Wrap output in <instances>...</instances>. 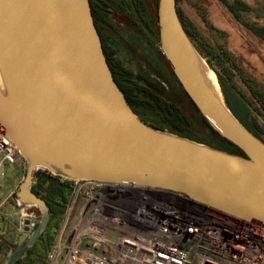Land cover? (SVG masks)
Here are the masks:
<instances>
[{
  "label": "water",
  "instance_id": "95a60500",
  "mask_svg": "<svg viewBox=\"0 0 264 264\" xmlns=\"http://www.w3.org/2000/svg\"><path fill=\"white\" fill-rule=\"evenodd\" d=\"M89 0H0V130L26 173L15 192L39 209L1 262L36 243L50 215L32 190L36 167L66 178L180 191L264 230V141L239 122L205 77L176 0H158L159 43L185 93L233 154L148 125L115 82Z\"/></svg>",
  "mask_w": 264,
  "mask_h": 264
},
{
  "label": "built area",
  "instance_id": "2783aa9c",
  "mask_svg": "<svg viewBox=\"0 0 264 264\" xmlns=\"http://www.w3.org/2000/svg\"><path fill=\"white\" fill-rule=\"evenodd\" d=\"M26 170L24 156L0 130V189L4 166ZM55 175L70 200L44 264H264V230L180 191ZM18 229L39 215L15 198Z\"/></svg>",
  "mask_w": 264,
  "mask_h": 264
},
{
  "label": "rangeland",
  "instance_id": "374dc122",
  "mask_svg": "<svg viewBox=\"0 0 264 264\" xmlns=\"http://www.w3.org/2000/svg\"><path fill=\"white\" fill-rule=\"evenodd\" d=\"M227 1L234 5L238 17L220 0H179L177 6L188 28L196 35L197 44L208 55L204 57L199 51L206 69L215 74L221 96L218 76L244 98L251 118L264 127V107L255 99V95L264 97V40L246 25L264 26V0ZM110 18L112 27L108 32L113 37L116 57L134 73L160 82L191 121L192 133L202 141L215 144L216 139L203 128L198 111L167 69L159 52L160 43L138 32L119 11L111 10ZM147 120L152 122L150 118ZM25 173L26 170L17 164L4 166L0 189V264L28 235L18 229L19 208L15 204V192ZM31 209L37 213V207ZM21 264L36 263L26 261Z\"/></svg>",
  "mask_w": 264,
  "mask_h": 264
},
{
  "label": "trees",
  "instance_id": "16d2710c",
  "mask_svg": "<svg viewBox=\"0 0 264 264\" xmlns=\"http://www.w3.org/2000/svg\"><path fill=\"white\" fill-rule=\"evenodd\" d=\"M91 1V0H90ZM178 1L176 3L178 5ZM223 2L232 13L238 17L234 11V5L228 3L227 0H220ZM158 0H100L97 8L93 7L90 3L91 13L93 15V22L100 35V40L104 52V56L112 70L113 79L123 90V93L129 102L133 112L148 125L158 129H164L165 131L181 135L199 143L210 144L206 141L200 140L196 135L192 133V123L189 118L182 111V107L177 105L168 95L165 88L160 82L151 80L148 76L142 73H134L130 68H127L116 57V49L113 45V37L108 32L111 25V10L119 11L124 15L132 26L144 36H148L153 42L159 43V31H158V16H157ZM176 5V10L185 31L192 39V43L198 51L204 57L208 55L204 54L200 46L197 44L196 35L188 28L187 21ZM254 35L264 40V26H254V24H246ZM160 54L164 60L167 69L171 73L175 83L182 89V93L190 100L192 106L198 111L200 116L201 125L207 130L209 135L216 139L215 144H210L216 149L231 152L233 154H243V152L237 148L232 142L226 138L218 135L207 121L200 114L199 109L192 102V100L185 93V90L181 86L178 79L168 62L165 55L160 49ZM210 63V61H209ZM211 65V64H210ZM218 82L222 88V96L233 113L234 117L241 122L252 134L264 141L262 134H264V127L261 126L257 120L251 118L250 110L243 97L234 89L233 86L225 84V82L218 76ZM255 99L262 103L264 107V97L262 95H255ZM150 118L151 121L147 120ZM32 190L37 195L44 199L47 207L50 219L47 227L39 235L36 243L32 245L26 253L21 256L14 264H21L26 261L36 264H44L46 261V255L48 249L54 244L55 233L51 231L52 228H59L66 204L70 200V188L60 184L55 179V175H49L45 177L37 176L36 183L32 185ZM38 215V209L36 210Z\"/></svg>",
  "mask_w": 264,
  "mask_h": 264
},
{
  "label": "bare ground",
  "instance_id": "6f19581e",
  "mask_svg": "<svg viewBox=\"0 0 264 264\" xmlns=\"http://www.w3.org/2000/svg\"><path fill=\"white\" fill-rule=\"evenodd\" d=\"M205 74H206L205 77L208 80V82L214 87V89L217 91V94L220 95V90L217 84V80L215 78V74L210 70H206Z\"/></svg>",
  "mask_w": 264,
  "mask_h": 264
},
{
  "label": "flooded vegetation",
  "instance_id": "af4514ba",
  "mask_svg": "<svg viewBox=\"0 0 264 264\" xmlns=\"http://www.w3.org/2000/svg\"><path fill=\"white\" fill-rule=\"evenodd\" d=\"M89 1H90V0H89ZM91 2H92V4H93V7H94V8H97V5H99L100 0H91L90 3H91ZM90 3H89V4H90Z\"/></svg>",
  "mask_w": 264,
  "mask_h": 264
}]
</instances>
